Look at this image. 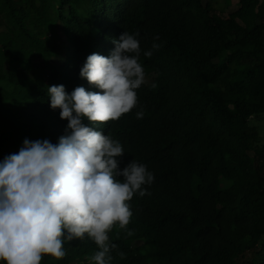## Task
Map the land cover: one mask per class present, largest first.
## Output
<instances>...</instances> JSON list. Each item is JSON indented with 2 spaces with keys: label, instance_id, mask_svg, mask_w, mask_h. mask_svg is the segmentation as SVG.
<instances>
[{
  "label": "trees",
  "instance_id": "obj_1",
  "mask_svg": "<svg viewBox=\"0 0 264 264\" xmlns=\"http://www.w3.org/2000/svg\"><path fill=\"white\" fill-rule=\"evenodd\" d=\"M236 1L0 0V160L66 134L47 88L99 91L79 76L88 55L107 57L124 31L144 51L160 45L141 56L137 108L83 121L121 142V168L136 160L155 177L130 201L132 235L109 233L111 264H264V0ZM65 248L41 264H89L98 250Z\"/></svg>",
  "mask_w": 264,
  "mask_h": 264
},
{
  "label": "clouds",
  "instance_id": "obj_2",
  "mask_svg": "<svg viewBox=\"0 0 264 264\" xmlns=\"http://www.w3.org/2000/svg\"><path fill=\"white\" fill-rule=\"evenodd\" d=\"M138 35L124 31L110 55L86 57L79 76L99 91L47 88L50 108L67 121L56 144L25 139L18 152L0 160V264L61 260L66 243L85 238L98 249L89 264H111L115 245L109 233L117 226L127 230L130 201L151 195L146 186L155 177L136 160L121 168V142L89 125L117 121L138 107L137 90L146 82L141 56L151 58L160 47L142 50ZM143 115L142 109L136 112L137 119Z\"/></svg>",
  "mask_w": 264,
  "mask_h": 264
},
{
  "label": "rangeland",
  "instance_id": "obj_3",
  "mask_svg": "<svg viewBox=\"0 0 264 264\" xmlns=\"http://www.w3.org/2000/svg\"><path fill=\"white\" fill-rule=\"evenodd\" d=\"M204 2H206L207 0H203ZM223 5H225V12L231 11L235 8V5L237 4L236 0H220ZM56 43L61 44V51L63 53H67V44L62 42V37H57L55 39ZM260 131V134L263 136L264 135V120H259L257 121V123H255ZM136 243H141V241H136Z\"/></svg>",
  "mask_w": 264,
  "mask_h": 264
}]
</instances>
